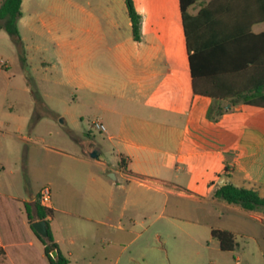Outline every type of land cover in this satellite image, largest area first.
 <instances>
[{"label":"crops","instance_id":"obj_1","mask_svg":"<svg viewBox=\"0 0 264 264\" xmlns=\"http://www.w3.org/2000/svg\"><path fill=\"white\" fill-rule=\"evenodd\" d=\"M134 4L141 16L139 41L133 39L129 17V33L104 51H94L92 42L80 37H97L95 31L79 27L78 38L63 42L71 49L57 58L64 73L57 83L75 93L88 92L93 123L105 127V132L98 131L103 142L66 125L72 146L41 147V175L52 197L48 228L70 264H189L192 256L185 247L177 254V234L208 226L183 223L167 213L172 199L219 205L264 223V213L213 196L231 184L254 189L264 198V107L237 101L239 83L224 90L227 94L222 89L213 91L214 96L195 94L179 2L181 27L173 30L151 13L147 0ZM198 4L189 8L192 15L200 10ZM250 31L264 33V22ZM256 73L251 70L252 80ZM228 104L231 108L225 110ZM31 119L20 118L15 125L0 119V264H49L31 227L39 220L38 192L34 196L25 189L28 198L23 199L16 189L18 171L27 172L30 153L11 144L38 146L45 139L33 140ZM66 121L63 116L62 123ZM1 138L12 141L4 146ZM110 153L114 163L107 161ZM160 219L165 229L149 231ZM218 229L231 232L235 241L238 236L251 238L248 229ZM208 244L219 254L239 248L236 242L234 251L224 252L212 236Z\"/></svg>","mask_w":264,"mask_h":264},{"label":"rangeland","instance_id":"obj_2","mask_svg":"<svg viewBox=\"0 0 264 264\" xmlns=\"http://www.w3.org/2000/svg\"><path fill=\"white\" fill-rule=\"evenodd\" d=\"M207 2L201 0L197 6L202 7ZM147 5L151 13L164 20L171 30L181 27L177 0H147ZM17 27L19 44L0 31V119L15 125L14 121L20 118L38 114V119L30 120L32 138H45L43 142L38 141V146L20 142L11 144L16 150L27 148L30 153L27 172L18 171L16 178L17 195L26 199L28 193L25 189L35 196L45 186L41 175V170L45 169L41 161L44 155L41 147L68 148L70 142L66 125L78 127L84 136L90 134L96 142L104 140L92 127L96 115L89 106L88 92L75 93L73 88L57 83L64 78L63 66L57 63V58L71 49L63 42H73L78 38L79 27L90 28L102 38L91 36V39L82 33L81 39L92 42L94 51L108 50L129 33V20L123 0H26ZM66 68H70L68 63ZM37 97L43 106L36 105ZM63 116L67 120L65 124L62 123ZM11 141L1 138V145H8L7 142ZM106 158L112 163L116 161L113 153L107 154ZM166 212L183 223L190 221L208 226L198 232L185 229L178 232L177 254L181 246L185 247L192 256L189 264H236L237 258L238 264H264V223L238 216L219 205L187 199L170 200ZM155 228L165 229L163 219L149 231L153 232ZM210 228L248 229L251 238L238 236L236 242L239 248L234 254H219L217 248L208 244ZM170 253L172 257V248Z\"/></svg>","mask_w":264,"mask_h":264},{"label":"trees","instance_id":"obj_3","mask_svg":"<svg viewBox=\"0 0 264 264\" xmlns=\"http://www.w3.org/2000/svg\"><path fill=\"white\" fill-rule=\"evenodd\" d=\"M23 1L3 0L0 6V31H4L17 44L20 43L17 24L22 17ZM200 1L178 0L194 93L212 95L216 89L228 91L239 83L240 89L234 95L237 101L264 107V33L255 35L250 31L254 24L264 22V0H208L197 14L192 15L189 8ZM124 2L133 39L139 41L141 16L134 0ZM253 69L257 73L252 80L250 73ZM35 101L37 106H43L38 97ZM38 118V114L34 115L32 121ZM213 196L245 211L264 213V198L254 189L228 184L216 189ZM36 208L38 219L44 220L48 226L47 217L52 216L53 212L38 206ZM211 236L219 242L222 251L232 252L236 249L231 232L213 229ZM37 237L44 245L49 264H70L61 254L49 228L46 238ZM54 251L57 253L56 259L51 257Z\"/></svg>","mask_w":264,"mask_h":264},{"label":"built area","instance_id":"obj_4","mask_svg":"<svg viewBox=\"0 0 264 264\" xmlns=\"http://www.w3.org/2000/svg\"><path fill=\"white\" fill-rule=\"evenodd\" d=\"M92 127L99 132H105V127L100 122L93 123ZM51 202H52L51 189L48 185H45L43 188H41V190L37 195L36 204L40 208L50 209Z\"/></svg>","mask_w":264,"mask_h":264},{"label":"water","instance_id":"obj_5","mask_svg":"<svg viewBox=\"0 0 264 264\" xmlns=\"http://www.w3.org/2000/svg\"><path fill=\"white\" fill-rule=\"evenodd\" d=\"M230 108H231V105L228 104L226 105L225 110L230 109ZM92 157H96V154L93 153ZM31 227L41 238H46L48 236V226L44 220H38L36 222H33L31 224ZM51 257L53 259H56L57 257L56 251L51 253Z\"/></svg>","mask_w":264,"mask_h":264}]
</instances>
